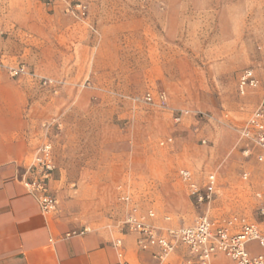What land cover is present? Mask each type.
I'll list each match as a JSON object with an SVG mask.
<instances>
[{
  "label": "rangeland",
  "instance_id": "obj_1",
  "mask_svg": "<svg viewBox=\"0 0 264 264\" xmlns=\"http://www.w3.org/2000/svg\"><path fill=\"white\" fill-rule=\"evenodd\" d=\"M17 65L29 75L11 77ZM247 71L256 84L241 94ZM0 77L26 91L27 109L50 114L41 128L53 149L57 211L58 192L78 185L59 183L79 173L59 165L65 158L110 175L98 199L116 219L130 207L124 195L181 224L201 213L235 226L256 218L264 161L239 130L264 109V0H0ZM182 111L189 115L176 123ZM180 170L200 188L214 175V199L195 204Z\"/></svg>",
  "mask_w": 264,
  "mask_h": 264
},
{
  "label": "crops",
  "instance_id": "obj_2",
  "mask_svg": "<svg viewBox=\"0 0 264 264\" xmlns=\"http://www.w3.org/2000/svg\"><path fill=\"white\" fill-rule=\"evenodd\" d=\"M27 105L26 91L20 85L0 77V264H158L153 258L157 251L155 246L141 252L136 246V237L122 231L128 208L116 219L112 206L102 207L98 199L100 186L97 184H109L112 178L107 174L95 173V161H82L80 164L61 158L60 166L66 168L74 165L79 173L74 179L65 180L62 176L59 183L67 180L75 182L77 189L69 191L63 186L64 191L60 190L57 195L60 201L57 212L44 214L40 210L36 199L27 192L22 181L25 169L43 141L41 124L50 114L44 112L40 117L32 108L27 109ZM67 113L63 110L62 115L66 116ZM82 123H78V135H83ZM81 141L75 142L77 152L82 150ZM63 147L68 149L66 143ZM88 189L90 192H87ZM85 192L90 194L86 196ZM156 216L155 223L160 229L189 226L194 221L181 224L169 216L171 221L165 222L163 217L167 215L158 211ZM251 222L264 234V223L257 216ZM84 228L89 232L80 234ZM116 240H121V248L115 246ZM247 251L251 257L264 254V249H260L255 242L247 245ZM185 253L182 247L171 260L176 263ZM210 264L234 262L226 255L218 254Z\"/></svg>",
  "mask_w": 264,
  "mask_h": 264
},
{
  "label": "built area",
  "instance_id": "obj_3",
  "mask_svg": "<svg viewBox=\"0 0 264 264\" xmlns=\"http://www.w3.org/2000/svg\"><path fill=\"white\" fill-rule=\"evenodd\" d=\"M55 0H44L50 4ZM10 75L13 78L28 76L29 72L24 65L11 67ZM50 81H44V84ZM252 72L242 74L239 80V91L245 93L247 86H255ZM148 102L151 97H147ZM188 111H182L175 117L179 123L188 116ZM239 134L256 149L255 158L259 162L264 161V109L259 108L253 112L246 125L240 128ZM44 140L37 148L30 165L25 169L23 186L32 195L44 214L57 211L58 200L50 188V183L55 172V161L52 144L47 139L45 132ZM246 157L252 155V149L246 148L243 152ZM180 181L185 185L188 196L197 205L210 203L215 196L214 175L207 177L203 187L196 183L192 172L180 170ZM248 174H243V180L248 179ZM258 201L257 219L264 223V188L255 195ZM123 200L130 205L122 222V231L133 234L136 237V246L139 251L147 252L151 246L157 251L153 258L158 264H210L213 257L223 254L229 257L234 264H264V254L251 257L247 251V245L255 242L260 249H264V234L255 223L241 220L235 226L232 221L217 224L206 213L198 215L193 224L179 228L160 229L156 226V213L152 210L142 212L136 205L130 204L131 197L124 195ZM165 222H170L169 216H164ZM89 232L84 228L80 234ZM115 246L121 248V240H116ZM186 253L176 263L171 260L172 256L180 248ZM121 257V255H120ZM127 264V263H123Z\"/></svg>",
  "mask_w": 264,
  "mask_h": 264
}]
</instances>
